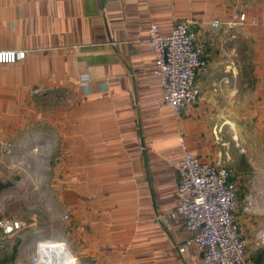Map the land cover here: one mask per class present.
Returning a JSON list of instances; mask_svg holds the SVG:
<instances>
[{"label": "crops", "instance_id": "1", "mask_svg": "<svg viewBox=\"0 0 264 264\" xmlns=\"http://www.w3.org/2000/svg\"><path fill=\"white\" fill-rule=\"evenodd\" d=\"M184 17L199 21L193 43L205 65L196 101L175 114L159 101L146 28L164 35ZM0 49L26 51L0 63V189L4 166L20 149L35 158L42 133V178L58 182L59 201L45 223L58 221L78 264H203L169 213L179 132L193 155L230 170L244 264H264V0H0ZM25 177L35 176L10 174ZM20 223L0 232V264L26 260L14 247L36 235Z\"/></svg>", "mask_w": 264, "mask_h": 264}, {"label": "built area", "instance_id": "2", "mask_svg": "<svg viewBox=\"0 0 264 264\" xmlns=\"http://www.w3.org/2000/svg\"><path fill=\"white\" fill-rule=\"evenodd\" d=\"M239 13L237 20L242 21ZM198 20L184 17L174 21L167 34H160L156 24L146 28V40L153 54V71L159 76L162 94L159 101L168 104L175 114L196 101L199 88L195 75L205 60L193 43ZM231 21L225 26L230 27ZM24 49H0V63L24 58ZM88 79L87 73L80 80ZM176 203L169 213L191 231V241L203 264H244L246 239L232 217L238 205L235 184L230 170L217 162L203 161L186 147L183 134L177 135ZM67 217V214L64 215ZM21 228L18 219L0 217V232L10 234ZM264 238V234H262ZM176 249L182 252L183 244ZM28 264H78L61 241L37 240Z\"/></svg>", "mask_w": 264, "mask_h": 264}, {"label": "rangeland", "instance_id": "3", "mask_svg": "<svg viewBox=\"0 0 264 264\" xmlns=\"http://www.w3.org/2000/svg\"><path fill=\"white\" fill-rule=\"evenodd\" d=\"M42 136V133H36L32 139L33 144H36L34 148L35 158H27L26 154L23 153L24 150L20 149L16 165L10 169V162H8V165L4 166L2 177L3 185L0 189V217L13 219L12 217L15 216L19 218V221H27L26 228H24L25 233L27 232L28 234L29 231H34L36 235L32 241L33 247L30 245L27 246V244H22L18 248L14 247V251L18 250V253H20V258L23 259L25 257L24 259H26L22 264H28V254L29 252H33L37 240L53 239L59 241L57 238L60 231L58 221H50L48 226L45 223L49 217L52 219L58 215L59 201L56 192L58 182L47 181L42 178L44 173H46L45 159L42 155ZM51 139L55 145L57 143V137L52 134ZM4 145L6 147L5 151L7 152L9 142H5ZM11 172L13 174L17 172L20 176L32 174L35 177L32 180H28L26 177L23 180H11ZM30 219L34 220L35 227L30 226L33 224L32 221H29ZM31 247L32 251H30ZM7 252L11 254L12 250L9 249ZM10 263L11 261L9 260L4 262V264Z\"/></svg>", "mask_w": 264, "mask_h": 264}]
</instances>
